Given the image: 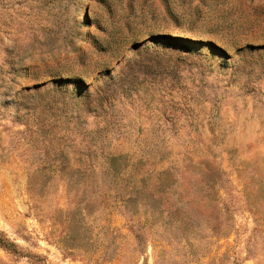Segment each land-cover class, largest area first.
Returning a JSON list of instances; mask_svg holds the SVG:
<instances>
[{"label": "rangeland", "instance_id": "rangeland-1", "mask_svg": "<svg viewBox=\"0 0 264 264\" xmlns=\"http://www.w3.org/2000/svg\"><path fill=\"white\" fill-rule=\"evenodd\" d=\"M0 233V264H264V0H0Z\"/></svg>", "mask_w": 264, "mask_h": 264}, {"label": "trees", "instance_id": "trees-1", "mask_svg": "<svg viewBox=\"0 0 264 264\" xmlns=\"http://www.w3.org/2000/svg\"><path fill=\"white\" fill-rule=\"evenodd\" d=\"M136 237L138 238V235H136ZM0 247L11 252V253H13L15 245L13 243H11L9 240L3 238L1 233H0Z\"/></svg>", "mask_w": 264, "mask_h": 264}]
</instances>
